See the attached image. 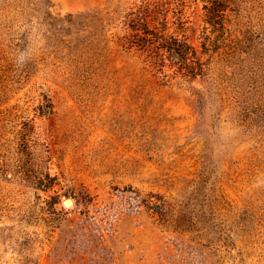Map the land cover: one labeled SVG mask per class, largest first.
Wrapping results in <instances>:
<instances>
[{
    "label": "rangeland",
    "instance_id": "rangeland-1",
    "mask_svg": "<svg viewBox=\"0 0 264 264\" xmlns=\"http://www.w3.org/2000/svg\"><path fill=\"white\" fill-rule=\"evenodd\" d=\"M0 264H264V0H0Z\"/></svg>",
    "mask_w": 264,
    "mask_h": 264
},
{
    "label": "trees",
    "instance_id": "trees-1",
    "mask_svg": "<svg viewBox=\"0 0 264 264\" xmlns=\"http://www.w3.org/2000/svg\"><path fill=\"white\" fill-rule=\"evenodd\" d=\"M146 2L138 11L135 18L128 22L129 27L134 31L132 35V44L147 53L150 62L154 68L163 67L167 61L170 65L176 67L177 71L189 79L197 77L203 78L206 72L205 63L197 56L196 50L184 40H179L174 36H162L157 32L149 30L146 23V17L151 14L150 6ZM154 9L158 5L153 6ZM210 10V8H209ZM220 10L212 9L209 11L207 23L213 25ZM212 19V20H211Z\"/></svg>",
    "mask_w": 264,
    "mask_h": 264
},
{
    "label": "water",
    "instance_id": "water-1",
    "mask_svg": "<svg viewBox=\"0 0 264 264\" xmlns=\"http://www.w3.org/2000/svg\"><path fill=\"white\" fill-rule=\"evenodd\" d=\"M70 199H64V205L68 204V207H70L72 205V203H70Z\"/></svg>",
    "mask_w": 264,
    "mask_h": 264
},
{
    "label": "bare ground",
    "instance_id": "bare-ground-1",
    "mask_svg": "<svg viewBox=\"0 0 264 264\" xmlns=\"http://www.w3.org/2000/svg\"><path fill=\"white\" fill-rule=\"evenodd\" d=\"M70 203H72V201H70ZM66 207H68V204H65Z\"/></svg>",
    "mask_w": 264,
    "mask_h": 264
}]
</instances>
